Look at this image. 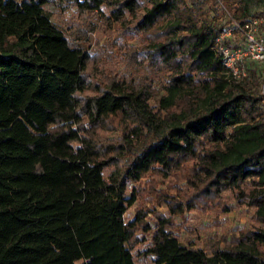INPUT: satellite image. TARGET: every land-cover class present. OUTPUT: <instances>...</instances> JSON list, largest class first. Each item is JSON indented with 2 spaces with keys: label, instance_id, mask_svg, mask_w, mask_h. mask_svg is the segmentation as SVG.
<instances>
[{
  "label": "trees",
  "instance_id": "trees-1",
  "mask_svg": "<svg viewBox=\"0 0 264 264\" xmlns=\"http://www.w3.org/2000/svg\"><path fill=\"white\" fill-rule=\"evenodd\" d=\"M206 1L76 0L148 34L153 65L171 72L156 106L150 89L125 80L87 94L88 53L54 24L48 0H0V264H137L139 232L150 233L143 253L155 264H264L262 73L249 60L236 80L214 49L228 25L251 19L248 4L223 0L237 5L223 24ZM234 37L225 45L242 44ZM115 129L121 141L101 133ZM173 170L190 187L181 200L142 186ZM225 190L248 199L263 226L212 253L183 244L173 219L146 220L143 204L125 218L148 191L180 214L218 205Z\"/></svg>",
  "mask_w": 264,
  "mask_h": 264
},
{
  "label": "rangeland",
  "instance_id": "rangeland-1",
  "mask_svg": "<svg viewBox=\"0 0 264 264\" xmlns=\"http://www.w3.org/2000/svg\"><path fill=\"white\" fill-rule=\"evenodd\" d=\"M246 1V18H258L264 22V0ZM45 8L69 42L88 53L84 73L90 86L87 94H95L112 80H125L137 89L147 87L155 95L151 102L156 106L159 105L160 96L168 94L164 88L170 84L171 72L162 65H153L156 57L149 47L148 34L138 29L137 20L130 16V23L123 26L110 20V7L84 10L76 0H48ZM236 8V4L228 6L223 0H217L216 3L208 0L204 6L207 16H217L223 24H230L229 20ZM241 41V36L236 35L232 46ZM256 65L262 73V83L258 91L264 93V64ZM101 133L110 142L121 141L124 135L121 129ZM119 161L123 163L122 159ZM192 164L194 160L187 161V170ZM181 173L180 170L170 171L166 175L150 172L142 179V186L147 190H163L181 200V191L190 188L185 180H179ZM151 181L154 187L149 188ZM131 186L132 183L128 187ZM243 186L248 190L252 185L248 181ZM219 197L218 205L212 203L207 208L186 207L182 213L173 214L165 199L159 198L154 191H148L136 204L128 208L125 218L127 221L132 220L136 208L143 204L147 212L146 220L154 223L155 213L173 219L177 224L175 232L183 244H193L212 253L217 248L233 245L243 232L263 226L249 200L239 197L236 191L225 190ZM138 234L143 238L146 236L147 240L139 242L133 249L137 264H155L153 256L143 253L150 244V233Z\"/></svg>",
  "mask_w": 264,
  "mask_h": 264
},
{
  "label": "built area",
  "instance_id": "built-area-1",
  "mask_svg": "<svg viewBox=\"0 0 264 264\" xmlns=\"http://www.w3.org/2000/svg\"><path fill=\"white\" fill-rule=\"evenodd\" d=\"M261 20L251 18L244 22L235 21L230 24L218 38L215 52L220 56L229 72L236 80L242 79L248 73L247 62L254 60L264 63V31L260 29ZM240 35L242 44L229 47L225 45L227 38Z\"/></svg>",
  "mask_w": 264,
  "mask_h": 264
}]
</instances>
